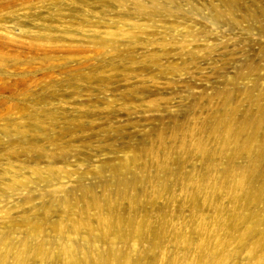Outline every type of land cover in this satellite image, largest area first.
Wrapping results in <instances>:
<instances>
[{
  "label": "rangeland",
  "instance_id": "374dc122",
  "mask_svg": "<svg viewBox=\"0 0 264 264\" xmlns=\"http://www.w3.org/2000/svg\"><path fill=\"white\" fill-rule=\"evenodd\" d=\"M0 264H264V0H0Z\"/></svg>",
  "mask_w": 264,
  "mask_h": 264
}]
</instances>
